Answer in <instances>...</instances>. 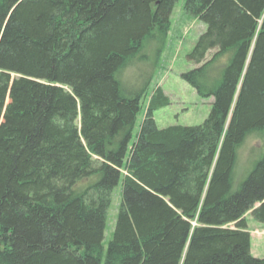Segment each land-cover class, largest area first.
Masks as SVG:
<instances>
[{"label": "trees", "instance_id": "trees-1", "mask_svg": "<svg viewBox=\"0 0 264 264\" xmlns=\"http://www.w3.org/2000/svg\"><path fill=\"white\" fill-rule=\"evenodd\" d=\"M178 1L0 0V264H264L245 218L264 226V0H185L206 29L181 78L213 102L160 129L150 57Z\"/></svg>", "mask_w": 264, "mask_h": 264}, {"label": "rangeland", "instance_id": "rangeland-1", "mask_svg": "<svg viewBox=\"0 0 264 264\" xmlns=\"http://www.w3.org/2000/svg\"><path fill=\"white\" fill-rule=\"evenodd\" d=\"M185 0H179L174 6L170 16V31L164 43V50L150 57L155 63L150 90L156 86L162 88L165 96L169 98V105L154 112L153 118L158 128L171 126L195 127L203 123L207 118L213 100L201 98L195 90L183 79L181 75L191 70L194 65L188 60V55L195 45L198 37L205 31V25L191 15L185 13ZM155 45L150 46L151 53ZM160 54V55H159ZM155 57V58H154ZM131 72L126 71L120 76L125 89L132 84ZM131 82V84H130ZM147 100L142 101L141 110L136 118L132 133L133 143L139 131L140 124L145 116ZM261 146L260 139L256 136L249 138L240 152L238 167L236 170V183L242 180L248 173V161L257 153ZM121 200V182L112 189L110 205L106 214L105 231L103 238V250L112 237L116 216ZM247 231L250 238V253L254 258H264V226L256 222L250 214L245 216Z\"/></svg>", "mask_w": 264, "mask_h": 264}]
</instances>
